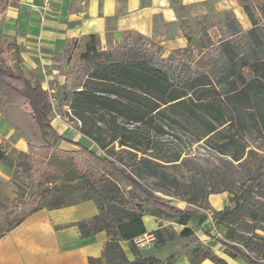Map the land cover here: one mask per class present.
I'll list each match as a JSON object with an SVG mask.
<instances>
[{"label": "trees", "instance_id": "16d2710c", "mask_svg": "<svg viewBox=\"0 0 264 264\" xmlns=\"http://www.w3.org/2000/svg\"><path fill=\"white\" fill-rule=\"evenodd\" d=\"M243 8L253 26L246 30L240 23L230 22L222 26L221 40L215 46L211 44L212 47L201 57L196 56L190 45L175 49L165 57L161 50L153 51L141 43L139 34L136 40L128 35L114 48L105 49L98 47L94 35H91L78 63L66 73L59 105H54L48 89L38 78L28 77L21 68L18 49L13 54L17 59L13 68L7 65V59L1 58L3 50H0V100L9 104L16 103L19 98L27 101L29 115L42 136L47 140L51 138L46 145L29 144L28 151H20L17 160L8 157L11 145L3 140L0 162L14 169L16 179L19 176L17 168L22 167L24 173H30L37 160L49 159L55 151L76 159L82 165L81 169L89 172L86 185L101 188L103 199L97 201L100 214L80 221L78 227L83 236L104 230L109 240L103 256L91 257L88 264H171L176 260L172 255L166 260L155 254L144 255L136 245L134 239L147 232L142 219L145 211L141 206L145 202H151L158 211L174 218L177 224L185 225L179 237L194 236L195 231L187 226V222L197 211L177 207L139 179L145 172L162 173L161 168L167 166L164 162H175L181 157L179 153L170 160L155 152L156 136L168 133L163 119H168L171 124L179 123L169 111L181 108L195 120L203 119L206 134H219V127L228 125L235 131L254 127L264 135V17L257 14L252 5L245 4ZM184 32L191 40L188 30L184 29ZM76 45L74 42L66 53L54 55L53 62L62 64L66 54L70 57L76 51ZM181 53L187 54V59ZM66 105H69L70 114L81 122L77 127L80 134L107 151L106 156L83 142L62 136L55 129L52 114L61 113ZM59 141L70 143L78 150H61L57 147ZM248 151L249 154H259L254 149ZM243 155L242 152L234 153L232 158L239 160ZM122 184H126L125 189ZM257 184L255 176L242 182L233 199L235 206L217 211L216 223L230 228V221L244 214L254 221H242L248 232L259 228L255 221L260 213L246 208L243 200ZM188 202L197 204L198 199L193 197ZM26 207L11 203L0 208V225L3 224L2 218H8L12 210L17 216L0 229V236L19 225L27 214L43 208L28 210ZM57 207L64 206L57 203L48 206ZM159 230L154 231L158 237L161 236ZM206 235L224 245L232 258H239L246 264H263L240 246V242L249 246L248 239L241 233L236 234L237 242H233L230 235V238L210 232ZM123 239L130 241L135 259L126 255L120 243ZM166 241L162 239L160 245H165ZM193 252L198 253L200 259L191 257V264L205 259L215 264H228L210 246L196 247Z\"/></svg>", "mask_w": 264, "mask_h": 264}, {"label": "rangeland", "instance_id": "374dc122", "mask_svg": "<svg viewBox=\"0 0 264 264\" xmlns=\"http://www.w3.org/2000/svg\"><path fill=\"white\" fill-rule=\"evenodd\" d=\"M245 4L252 5L255 8L254 11L264 17V0H194L193 4L186 5L177 0V11H179L180 17H183L181 19L183 25L191 33L192 43L190 46L197 57H201L209 47L215 46L221 40L222 26L228 25L230 22L236 25L240 23L245 30L253 26L245 8H243ZM262 22L264 25V20ZM128 35H131L132 39H138V34L135 32H130ZM140 41L147 44L153 51L161 50L165 57L170 55L166 44L143 37ZM213 43L214 45L210 46ZM84 51L85 48L81 45L71 54V58L66 54L58 73L62 75L72 70L78 63L80 54ZM180 55L185 59L188 57L185 53ZM48 69L53 71L51 68ZM62 78L63 75L60 82ZM40 81L48 89L54 105H57L59 101L58 87L52 86L47 78H40ZM29 110V104L24 99L19 98L14 104H9L3 99L0 100V142L5 140L11 145L7 154L12 160H17L19 152L23 151L22 148L27 144L41 146L51 141V138L47 140L42 136L38 125L29 115ZM169 114L178 118L179 123L171 124L168 119H163L168 133L156 136L158 144L155 152L170 160L179 153L181 157L175 162H164L167 166L161 168L162 173L155 175L145 172L139 176V179L149 188L151 187L158 196L177 206H185L189 203L188 200L193 197L197 198V204L193 205L200 212L199 218H203V223L207 228L209 227L213 235L226 238H230V235L233 237V242H237L236 234L241 233L248 239L249 246L245 247L239 241L240 246L264 264L263 133L261 134L254 127L235 131L227 125L219 127L221 131L219 134H206V124L203 119L195 120L188 115V111L181 108H176L173 112L169 111ZM52 115V123L62 136L83 142L96 150L98 154L106 156L107 151L101 150L95 142L80 134L77 127L81 125V122L70 114L69 105L65 106L61 113L53 112ZM57 147L61 150H78L72 144L64 141L57 142ZM249 149H254L259 154H249ZM239 152L244 154L243 157L239 160L233 159L234 153ZM114 157L118 158L117 155ZM80 166L82 165L76 159L62 156L53 151L49 159L37 160L30 173H24L22 167L17 168L19 176L15 179L14 169L8 164H1L0 208L16 203L21 208L22 205H25L28 210H31L36 207L48 208L53 203L65 206L86 201L97 202L103 199L101 188H91L86 185L85 179L89 172L83 171ZM252 176L258 179V184L244 196L243 200L246 208H253L260 213L255 221L260 227L251 233L248 232L242 221H254L244 214H239L235 221H230V228L224 224L220 226L214 219L217 210L211 204V196L222 193L227 196V204L222 209L233 207L235 206L233 199L239 191L240 184ZM122 187L125 189L126 184H122ZM141 206L146 214L160 216L159 224L162 225L159 228L161 236L158 237L153 231L146 246L140 247L143 254H155L163 260L171 255L176 259L186 255L189 260L191 257L199 260L200 255L194 254V249L209 246L213 249L214 245L215 250L219 253L224 252L229 255L224 245L206 237L199 229L192 237H179V224L174 218L158 211L151 202L142 203ZM208 212L211 216L208 215ZM202 213L208 215V219ZM15 217H17L15 211L12 210L8 218H2L3 224L0 225V229L8 226ZM211 218L213 219L211 220ZM162 239L167 240L165 245H160ZM229 257L246 264L239 258L234 259L230 255Z\"/></svg>", "mask_w": 264, "mask_h": 264}, {"label": "crops", "instance_id": "0c3cea01", "mask_svg": "<svg viewBox=\"0 0 264 264\" xmlns=\"http://www.w3.org/2000/svg\"><path fill=\"white\" fill-rule=\"evenodd\" d=\"M51 1L49 9H44L43 0H0V50H3L1 58L7 59V65L13 68L17 62L13 54L18 49L20 66L28 77L47 78L52 86L56 85L59 91L57 105L61 103L67 72L62 74L60 82L62 75L58 70L64 61L57 65L52 57L66 53L74 42L77 44L75 50L81 45L86 49L90 36L94 35L98 47L110 49L127 34L135 32L143 38L166 44L170 52L192 43V39L185 36L184 29L188 30L190 37L191 33L181 21L183 17L177 11V0ZM180 1L185 5L194 2ZM28 147L29 144L22 150L27 152ZM210 201L214 209L220 211L227 204V196L222 193L214 195ZM177 207L196 210V215L187 222V226L195 233L199 229L209 237L206 233L210 229L203 223V218H199L200 212L194 205L187 203ZM98 214L100 208L95 201L39 208L27 214L19 225L0 236V264H88L91 257L103 256L109 236L104 230L83 236L78 223ZM202 215L208 219V215ZM142 219L147 235H153V231L162 227L160 216L156 214L144 213ZM184 227V224H179L178 232ZM120 243L126 255L131 260L135 259L130 241L123 239ZM213 250L228 264H242L224 252L219 253L214 245ZM171 264L191 262L186 255H182ZM198 264L215 263L205 259Z\"/></svg>", "mask_w": 264, "mask_h": 264}, {"label": "built area", "instance_id": "2783aa9c", "mask_svg": "<svg viewBox=\"0 0 264 264\" xmlns=\"http://www.w3.org/2000/svg\"><path fill=\"white\" fill-rule=\"evenodd\" d=\"M43 1H44V3H43L44 9H49L52 1L51 0H43ZM151 236H152V234L151 235L144 234V235L137 236V238L134 239L136 245L139 247L146 246V244L149 242Z\"/></svg>", "mask_w": 264, "mask_h": 264}]
</instances>
